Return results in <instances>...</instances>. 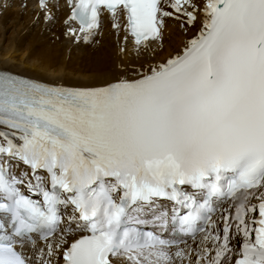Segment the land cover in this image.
Masks as SVG:
<instances>
[{
	"label": "snow or ice",
	"instance_id": "6c2138e0",
	"mask_svg": "<svg viewBox=\"0 0 264 264\" xmlns=\"http://www.w3.org/2000/svg\"><path fill=\"white\" fill-rule=\"evenodd\" d=\"M35 3L74 45L108 17L120 60L85 86L0 69V264H264V0ZM170 23L180 53L124 63Z\"/></svg>",
	"mask_w": 264,
	"mask_h": 264
},
{
	"label": "bare ground",
	"instance_id": "6f19581e",
	"mask_svg": "<svg viewBox=\"0 0 264 264\" xmlns=\"http://www.w3.org/2000/svg\"><path fill=\"white\" fill-rule=\"evenodd\" d=\"M6 2L11 6L0 7V27L4 32L0 39V69L47 83L85 86L95 82L91 79L95 73L119 62L116 37L108 17L103 20L100 45H74L63 35L62 21L68 12L62 3L58 20L45 24L42 19L34 22L39 12L35 0H26V9L20 6L21 0H0L2 5ZM194 35V30L185 34L170 23L164 31L162 45L153 44L155 55L144 53L140 60L126 57L124 63L165 62L180 53L185 42Z\"/></svg>",
	"mask_w": 264,
	"mask_h": 264
},
{
	"label": "rangeland",
	"instance_id": "374dc122",
	"mask_svg": "<svg viewBox=\"0 0 264 264\" xmlns=\"http://www.w3.org/2000/svg\"><path fill=\"white\" fill-rule=\"evenodd\" d=\"M0 6H2V4L0 3ZM32 10V9H31ZM4 34V32H3V30H2V28L0 27V39H1V36ZM11 33H9V35H10ZM15 35V34H14Z\"/></svg>",
	"mask_w": 264,
	"mask_h": 264
}]
</instances>
